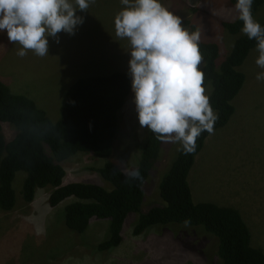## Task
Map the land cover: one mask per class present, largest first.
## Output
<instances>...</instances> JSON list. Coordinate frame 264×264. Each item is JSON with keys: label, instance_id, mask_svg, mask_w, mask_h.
<instances>
[{"label": "rangeland", "instance_id": "374dc122", "mask_svg": "<svg viewBox=\"0 0 264 264\" xmlns=\"http://www.w3.org/2000/svg\"><path fill=\"white\" fill-rule=\"evenodd\" d=\"M161 3L179 15L189 31L193 30L184 20L195 25L200 31V41L215 43L221 54H228L234 41L244 35L242 28L231 34L220 25L221 20L234 21L239 16L236 3L230 0H161ZM123 7L121 0H90L87 11L77 9L76 14L84 21L74 34L60 32L58 42L48 37V55L44 57L31 50L24 57L18 56L21 46L8 40L6 30L0 31V80L13 93L33 100L50 120L56 121L66 91L77 78L120 71L131 79L130 41L115 34L114 18ZM263 16L264 4L253 17L261 23ZM258 55L255 46L237 67L243 72L244 81L231 100L235 110L225 123L207 135L194 157L187 182L194 203L206 201L235 208L249 228L251 245L264 251V80L256 79L257 73L264 69L255 63ZM211 88L207 84L205 93L209 94ZM121 110L110 157L77 152L60 162L66 172L64 182L91 183L111 190L112 185L92 167L111 161L123 171L132 169L126 170L135 164L148 132L147 127L139 124L132 88L118 112ZM0 125L4 138L10 141L16 129L4 121ZM180 145L166 142L160 146L142 186L144 195L139 211L127 214L121 242L105 251H98L97 245L108 236V218H91L82 232L68 228L64 207L76 198L67 197L52 207L47 202L51 186L46 185L36 187L33 200L25 202L22 183L26 173L17 171L12 182L14 207L9 212L0 209V213L5 216L12 213L20 219L0 225V264H34L28 260L59 255H67L66 264H222L217 255V237L200 225L169 222L133 234L140 211L162 203L158 185ZM35 221L46 228L41 236L46 240L39 248L33 238Z\"/></svg>", "mask_w": 264, "mask_h": 264}, {"label": "trees", "instance_id": "16d2710c", "mask_svg": "<svg viewBox=\"0 0 264 264\" xmlns=\"http://www.w3.org/2000/svg\"><path fill=\"white\" fill-rule=\"evenodd\" d=\"M230 1L236 3V0ZM262 4L264 0H253V15ZM238 17L234 21L221 20L220 25L235 34L243 27V21ZM184 24L198 30L188 20H184ZM261 25L264 26V16ZM255 46L256 41L249 40L244 34L224 55L215 43L199 41L203 86L211 85L210 104L218 115L214 129L225 123L234 111L229 101L242 86L244 78L237 67ZM130 91L131 79L124 72L79 77L66 91L59 108L60 117L52 121L33 100L13 93L0 80V122H7L16 129L14 137L7 142L0 125V209L4 212L13 209L12 182L17 171H24L22 198L25 202L33 200L36 187L46 185L51 186L47 202L52 207L74 196L76 200L64 207L65 225L82 232L91 218H108V236L98 243L97 250L117 246L124 219L129 212L139 211L144 195L142 186L160 146L166 142L148 129L133 169L123 171L111 161L101 167H92L112 185L111 190L91 183L64 182L66 172L60 162L77 152L110 157L113 139L118 134L117 119L121 117V111H118ZM208 134L204 131L197 137L194 152L185 153L182 144L178 147L158 185L162 203L140 211L133 234L169 222L200 225L217 237V255L222 264H264V251L250 244L249 228L235 208L206 201L194 203L191 199L187 175ZM19 219L12 213L7 216L0 213V225Z\"/></svg>", "mask_w": 264, "mask_h": 264}, {"label": "clouds", "instance_id": "9594fccd", "mask_svg": "<svg viewBox=\"0 0 264 264\" xmlns=\"http://www.w3.org/2000/svg\"><path fill=\"white\" fill-rule=\"evenodd\" d=\"M121 3L125 7L114 18L115 34L130 41L129 73L139 124L164 142H180L185 153L194 152L197 137L204 131L212 133L218 119L199 68L200 31L186 29L180 16L161 0ZM89 4L90 0H0V31L6 30L8 40L21 46L18 56L24 57L31 50L44 57L48 55V37L58 42L60 32L74 34L84 21L77 9L87 11ZM252 4L253 0H236L235 8L243 21L241 31L256 41L259 55L255 63L264 69V26L254 19ZM256 79L264 80V71L258 72ZM139 157L140 152L135 164L126 170L133 169ZM38 223L34 222L36 229ZM66 256H46L28 263L62 264L65 258L66 264Z\"/></svg>", "mask_w": 264, "mask_h": 264}, {"label": "crops", "instance_id": "0c3cea01", "mask_svg": "<svg viewBox=\"0 0 264 264\" xmlns=\"http://www.w3.org/2000/svg\"><path fill=\"white\" fill-rule=\"evenodd\" d=\"M36 226L38 227V229L35 228V230L33 231V238H34V243H35V245L37 246V248H39L40 245H41L43 242H45V240H46V239H41V236H42V234H41V230H42L43 228H45V227H44L43 224L40 223V222H39ZM45 229H46V228H45ZM45 257H46V256H45ZM43 258H44V257H39L38 259H35V260H28V261L38 262V261H41V259H43Z\"/></svg>", "mask_w": 264, "mask_h": 264}]
</instances>
